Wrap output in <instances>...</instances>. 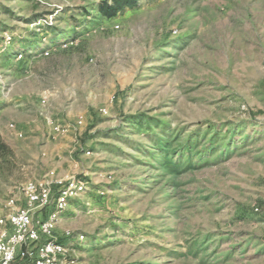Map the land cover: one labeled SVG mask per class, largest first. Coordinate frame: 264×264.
Masks as SVG:
<instances>
[{"label": "rangeland", "instance_id": "obj_1", "mask_svg": "<svg viewBox=\"0 0 264 264\" xmlns=\"http://www.w3.org/2000/svg\"><path fill=\"white\" fill-rule=\"evenodd\" d=\"M99 2L0 0V213L54 169L68 264H264V0Z\"/></svg>", "mask_w": 264, "mask_h": 264}, {"label": "built area", "instance_id": "obj_2", "mask_svg": "<svg viewBox=\"0 0 264 264\" xmlns=\"http://www.w3.org/2000/svg\"><path fill=\"white\" fill-rule=\"evenodd\" d=\"M20 58L22 54L17 57ZM51 129L61 134L71 128L52 121ZM86 188L81 180L60 178L54 169L41 180L26 183L23 188L25 204L8 203L0 213V264H13L17 259L31 264H68V248L57 236L56 228L68 200ZM53 202L54 207L46 218H36L37 211L48 209ZM65 235L69 237L72 233L67 229Z\"/></svg>", "mask_w": 264, "mask_h": 264}, {"label": "trees", "instance_id": "obj_3", "mask_svg": "<svg viewBox=\"0 0 264 264\" xmlns=\"http://www.w3.org/2000/svg\"><path fill=\"white\" fill-rule=\"evenodd\" d=\"M139 4L140 0H100L97 9L103 17L114 19L125 9L135 8ZM0 147H4V145H0Z\"/></svg>", "mask_w": 264, "mask_h": 264}, {"label": "crops", "instance_id": "obj_4", "mask_svg": "<svg viewBox=\"0 0 264 264\" xmlns=\"http://www.w3.org/2000/svg\"><path fill=\"white\" fill-rule=\"evenodd\" d=\"M20 261V259H17L13 264H15L16 262Z\"/></svg>", "mask_w": 264, "mask_h": 264}]
</instances>
